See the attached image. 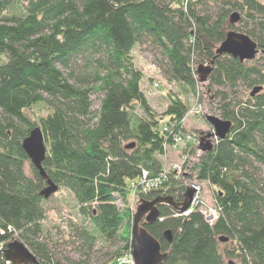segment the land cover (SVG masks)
<instances>
[{"label": "trees", "instance_id": "16d2710c", "mask_svg": "<svg viewBox=\"0 0 264 264\" xmlns=\"http://www.w3.org/2000/svg\"><path fill=\"white\" fill-rule=\"evenodd\" d=\"M235 11L242 14L237 30L264 50V0H0V264H12L4 250L15 240L36 257L30 264H64L39 241L47 234L46 178L32 163L26 172L30 159L22 147L36 126L45 139L48 178L69 189L90 220L91 229L78 235L117 246L115 257L132 250L134 213L116 201L128 202L127 183L142 170L150 177L160 172L164 146L188 111L172 92L162 113L151 107L132 51L143 43L160 48L165 75L183 93L197 94L195 61L214 59ZM240 86L249 90L245 96ZM257 86L262 90L251 96ZM208 88L222 119L232 122L201 155L196 172L198 181L217 188L219 217L211 225L198 209L179 214L160 205V219L143 224L167 254L160 264H229L225 258L264 264V67L258 59L221 54ZM96 91L103 93L99 110L91 99ZM168 178L140 198L182 202L185 188L174 174Z\"/></svg>", "mask_w": 264, "mask_h": 264}, {"label": "rangeland", "instance_id": "374dc122", "mask_svg": "<svg viewBox=\"0 0 264 264\" xmlns=\"http://www.w3.org/2000/svg\"><path fill=\"white\" fill-rule=\"evenodd\" d=\"M217 6H219L218 3L213 2L211 5L212 10H218L219 7ZM241 22L242 21L233 25L228 21L226 30L240 31L237 30L236 26L241 24ZM132 58L135 67L142 72L143 77L140 82L141 89L148 98L151 107L157 113H162L166 109L169 103L168 92L178 95L187 104L188 111L181 121L182 127L177 131L181 130L180 132H184L189 136L191 135L193 138L196 137V148L199 149L200 138L208 133L214 132V129L208 122L206 115H214L222 118L218 108V100L215 98L213 92L208 88V80L204 83L199 81L196 87L197 94H193L192 91L183 93L182 86L178 82L168 78V76L164 73L166 60L164 59L162 50L151 43L137 44L132 51ZM254 59H258V62L264 67V53L262 51H260ZM201 64L208 65L209 62L198 59L195 61V69L197 70L198 66ZM248 91L249 90H247L244 86H240L238 92L239 95L245 96ZM102 98L103 93L100 91H96L92 94L91 99L93 102V110H99ZM38 114L45 113L38 111ZM216 140V137L212 139L213 144H215ZM186 143V140H184L182 145H186ZM183 150L184 148H177L174 150L172 145H169L168 143V146L164 149V153L162 154L164 165L166 162L178 163L180 165L178 169L181 170L183 161L182 154L179 151L182 152ZM191 159L188 160L187 166L189 167L191 165V167H193L190 169L186 168L187 175L183 174L180 175V177H174L177 181H179L180 185L185 188V190L188 186H190V184L198 183L200 186L201 201L208 206H216L217 188L211 186V184L207 181H198L196 172L200 161L198 163L196 160ZM30 166L31 161L26 164V172L28 174L31 172ZM164 167L165 166L162 168L164 169ZM261 172L264 175L263 167L261 168ZM131 181L132 180H129L127 183L130 194L128 202L123 201V209L128 206L130 211L135 213L136 205L141 198L137 187H135L138 185L137 180H135L134 189ZM44 204L46 206L47 216L43 221V224L47 229V234L41 235L39 241L47 242L58 260H61L64 264H69L70 261H81L83 264H123V259L127 258V260H132L131 264H134L132 250L128 252L123 251L120 256L115 257L114 255L118 250L117 246L106 245L102 242L98 235H96L94 240H88L87 242L85 238L78 235L80 228L91 229V223L87 216L82 215L79 212V206L69 189L59 187L56 192L46 198ZM116 204L119 207V202L116 201ZM202 205L203 203H199L198 206L193 207V210L198 209L200 211ZM120 209L122 210L121 206ZM189 209L183 214H187ZM133 222L134 221L131 222V231ZM124 230H127V228ZM1 246L2 245L0 244V248ZM224 248L225 245H222L221 250L223 251ZM129 256H131L132 259L128 258ZM129 260L125 264H130ZM225 261L229 264L237 263L235 258H225Z\"/></svg>", "mask_w": 264, "mask_h": 264}, {"label": "water", "instance_id": "95a60500", "mask_svg": "<svg viewBox=\"0 0 264 264\" xmlns=\"http://www.w3.org/2000/svg\"><path fill=\"white\" fill-rule=\"evenodd\" d=\"M241 14L237 11L230 15V24H237L240 21ZM261 50L257 42L247 33L230 30L226 33V38L220 43L216 49V56L221 54H229L232 57L238 58L240 62L253 60ZM264 53V50H262ZM214 59L209 61L208 65H199L197 72L199 74V81L204 83L208 80L210 73L213 71ZM263 86H257L251 91V96L261 91ZM208 122L212 125L214 132L208 133L200 138L199 149L207 152L213 149L214 144L212 139L224 138L231 130L232 122L214 115H206ZM126 145V148L132 147ZM22 147L27 153L33 166L46 178V186L41 191V194L48 198L51 194L56 192L59 185L48 178L47 173L43 167V161L46 157V144L41 127H34L29 135L23 140ZM195 190L188 186L184 192V199L182 202H176L172 196H158L154 199L148 200L141 198L136 205L132 226V256L134 264H160L167 256L162 251L161 244L144 226L143 223H153L160 219V205L172 206L177 212L184 213L187 211L193 201ZM164 237L171 242L173 233L171 229L164 232ZM221 242L228 241L227 236H220ZM5 257L12 264H30L37 262L36 257L30 249L26 247L21 241L15 240L7 244L4 250ZM232 264V263H230Z\"/></svg>", "mask_w": 264, "mask_h": 264}, {"label": "built area", "instance_id": "2783aa9c", "mask_svg": "<svg viewBox=\"0 0 264 264\" xmlns=\"http://www.w3.org/2000/svg\"><path fill=\"white\" fill-rule=\"evenodd\" d=\"M180 131L177 130L172 131L173 141L169 145H172L174 150H176L177 148H184L182 152L179 151L182 154V161H183V165H181L182 169L181 170L178 169V167L180 166L178 163L166 162L165 165H163L165 166L164 169L162 168V170L155 176L150 177L149 172L147 170H142V173L135 179H132L131 181L133 189L137 187V190L139 192H144V193L158 189L164 185L166 180L169 179L168 177L170 174H174L175 177H180V175L183 174L187 175L186 168L190 169L193 167V166L191 167V165L189 167L187 166V162L189 159L192 158L191 160H196L199 163L203 151L196 148L197 138L196 137L193 138L191 135L189 136L188 134ZM183 139L186 140L187 142L186 145H182V143L184 142ZM167 146L168 144H165L164 149ZM191 155L194 156L192 157ZM135 180H137L138 185L134 187ZM190 186H192L196 191L193 198L192 206L189 209L188 213L193 210V207L198 206L199 203L201 204L203 203L200 211L202 212L205 220L209 224L211 225L214 224L219 217V212H220L219 206L218 205L214 207L208 206L207 204L201 201L200 186L198 183L190 184ZM117 202H119L118 204L119 208L121 206V208L123 209L124 206H123L122 198H119ZM128 258H131V256H129ZM128 260L127 258H124L123 264H125ZM129 262L131 264L132 260H129Z\"/></svg>", "mask_w": 264, "mask_h": 264}]
</instances>
